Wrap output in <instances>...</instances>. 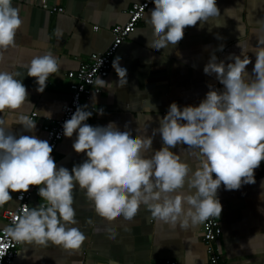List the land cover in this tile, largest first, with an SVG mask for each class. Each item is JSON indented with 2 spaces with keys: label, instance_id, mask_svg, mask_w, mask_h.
<instances>
[{
  "label": "clouds",
  "instance_id": "1",
  "mask_svg": "<svg viewBox=\"0 0 264 264\" xmlns=\"http://www.w3.org/2000/svg\"><path fill=\"white\" fill-rule=\"evenodd\" d=\"M153 2L148 20L153 38L148 39V47L157 51L168 44L178 45L187 27L198 23L203 27L210 18L221 15L217 0ZM21 24L12 0H0V49L15 45ZM238 47L240 55L218 60L213 52L204 66V73L214 76L223 90L209 85L198 105L171 103L150 135L140 134L138 129L133 134L128 124L124 131L115 122L92 126L86 121L93 112L88 105L78 106L63 123V135L72 138L76 134L72 147L87 159L71 170L57 166L47 140L15 133L16 125L22 133H34L37 125L21 111L31 102L22 79L17 78L20 73L0 71V206L13 200L10 193H27L32 186L38 187L45 202L33 208L25 204L22 214L4 229L6 234L17 242L43 246L51 242L78 250L86 237L75 227L79 223L73 207L77 185L85 191L95 213L109 222L118 217L131 221L141 206L153 218L182 229L220 217L222 204L217 193L221 185L233 191L255 184V171L264 162V39L259 40L251 73L247 72L251 60L245 54L246 46L239 42ZM223 49L221 44L217 50ZM120 60L116 57L112 67L119 77L117 86L123 88L128 83L127 69L121 67ZM26 68L27 75L35 78L36 91L43 93L49 77L59 71V63L49 52L35 56ZM95 84L114 91L112 84L100 77ZM98 111L104 114L103 109ZM43 115L52 118L49 111ZM157 135L162 147L153 150ZM177 145L186 146L187 157L171 150ZM150 151L152 155L147 156ZM260 199L264 200V192ZM259 210L264 213V208ZM108 231L115 238L112 230Z\"/></svg>",
  "mask_w": 264,
  "mask_h": 264
},
{
  "label": "crops",
  "instance_id": "2",
  "mask_svg": "<svg viewBox=\"0 0 264 264\" xmlns=\"http://www.w3.org/2000/svg\"><path fill=\"white\" fill-rule=\"evenodd\" d=\"M137 0H12L22 20L17 30L15 45L0 49V71L19 72L29 93V102L21 109L25 114L36 113L34 133L23 132L14 126L17 135H35L46 140L43 125L53 124L68 102L70 92L66 74L77 70L89 61L92 54L100 53L111 42V28L127 20V11ZM42 4L46 7L43 8ZM221 15L210 18L203 27H187L178 45L168 44L159 51L148 47L153 30L148 23L155 5L146 12L135 31L118 48L116 57L127 69V85L117 86L119 77L111 65L107 78L114 91L99 88L86 105L95 110L88 124L106 126L115 122L121 131L125 124L136 134H151L158 127L171 103L181 107L198 105L209 91V85L223 90L214 76L204 73V66L215 52L218 60L230 54L240 55L239 42L245 45V54L251 60L247 72L251 73L259 50V40L264 39V0H217ZM52 7L63 9L51 12ZM226 9H229L225 12ZM217 36L220 38L218 39ZM223 44V51H218ZM51 52L59 63V71L49 77L43 93L36 91L35 78L27 75L26 66L35 56ZM112 60V64H113ZM227 62V61H226ZM103 109L104 114H99ZM43 111L52 113L48 119ZM7 115V114H5ZM50 120V121H47ZM72 138L63 137L52 153L57 166L67 167L87 159L86 154L76 153ZM162 147L159 135L154 138L153 150ZM186 146L177 145L174 152L187 157ZM151 156L152 152L146 153ZM193 164L191 158L188 159ZM215 178V176H214ZM255 184L243 185L239 190L218 189L222 204L219 219L221 236L214 246L220 255V264H264V200L260 199L264 182V162L255 171ZM186 190V189H184ZM13 200L0 206V216L5 209L16 206ZM78 227L85 234V241L78 250H66L51 242L47 246L22 242L12 264H160L170 259L177 264H204L205 246L202 242V223L188 229L172 227L151 216L144 207L136 217L126 221L118 217L107 221L94 211L85 191L77 185L73 190ZM45 203L40 197L30 200V208ZM91 220V223H88ZM0 222V228L2 227ZM109 229L115 234H112Z\"/></svg>",
  "mask_w": 264,
  "mask_h": 264
},
{
  "label": "built area",
  "instance_id": "3",
  "mask_svg": "<svg viewBox=\"0 0 264 264\" xmlns=\"http://www.w3.org/2000/svg\"><path fill=\"white\" fill-rule=\"evenodd\" d=\"M154 5L153 0H137L127 11V20L122 25H116L111 28V42L105 50L100 53L92 54L89 61L82 64L77 70L66 74L69 80L68 89L70 97L68 102L62 107L60 117L53 123L46 122L43 125L46 140L53 146V152L62 141L63 123L71 118L78 106L86 105V101L94 94L99 93V88L95 84L98 77L105 79L108 77L112 60L116 55L121 44L135 31L138 23L143 20L146 12ZM43 8L46 6L42 4ZM51 12L62 13L63 9L52 7ZM93 115L86 123H89L95 115V110L88 107ZM34 119L37 114L32 113ZM50 121V120H47ZM23 196V199L20 197ZM38 195V187L32 186L27 193H15L16 206L14 209L3 210L0 216V222L3 224L0 228V264H12L18 254V249L22 242L13 240L4 231L5 228L13 224L14 219L22 214L25 204L30 208V200ZM41 198V197H40ZM221 227L218 217H210L202 223V242L205 246L206 261L204 264H220V255L214 244L221 236ZM160 264H177L174 260L166 259Z\"/></svg>",
  "mask_w": 264,
  "mask_h": 264
}]
</instances>
